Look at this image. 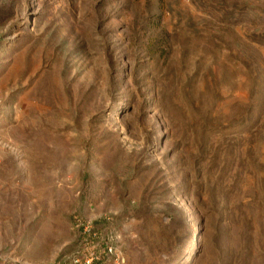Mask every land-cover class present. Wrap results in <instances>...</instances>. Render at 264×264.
Returning <instances> with one entry per match:
<instances>
[{"label":"rangeland","instance_id":"374dc122","mask_svg":"<svg viewBox=\"0 0 264 264\" xmlns=\"http://www.w3.org/2000/svg\"><path fill=\"white\" fill-rule=\"evenodd\" d=\"M77 223L125 264H264V0H0V264Z\"/></svg>","mask_w":264,"mask_h":264},{"label":"built area","instance_id":"2783aa9c","mask_svg":"<svg viewBox=\"0 0 264 264\" xmlns=\"http://www.w3.org/2000/svg\"><path fill=\"white\" fill-rule=\"evenodd\" d=\"M105 226V223L99 225ZM76 229L79 232L76 248L63 258L47 264H125L126 259L118 247L120 237L115 229L93 228L85 223H77Z\"/></svg>","mask_w":264,"mask_h":264},{"label":"bare ground","instance_id":"6f19581e","mask_svg":"<svg viewBox=\"0 0 264 264\" xmlns=\"http://www.w3.org/2000/svg\"><path fill=\"white\" fill-rule=\"evenodd\" d=\"M47 143L48 142L44 139L43 141H40L39 144L36 143L32 145L34 149L33 163L38 165L41 169L47 168L49 163L57 164L61 157V150L57 147V143L52 141V144L54 145L53 148H48ZM44 180L46 181L48 179L45 176H42L41 180H38L36 176L34 182L40 187L46 185ZM40 192L44 198L48 195V191L45 189ZM194 250L195 248H193L192 254L194 253Z\"/></svg>","mask_w":264,"mask_h":264}]
</instances>
